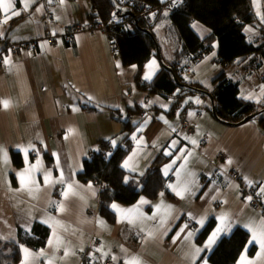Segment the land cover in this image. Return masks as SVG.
Segmentation results:
<instances>
[{"label":"crops","instance_id":"crops-1","mask_svg":"<svg viewBox=\"0 0 264 264\" xmlns=\"http://www.w3.org/2000/svg\"><path fill=\"white\" fill-rule=\"evenodd\" d=\"M157 1L154 31L165 60L187 67L182 70L186 79L209 92L224 73L238 83L244 100L264 106V65L261 73L244 67L245 61L219 65L218 41L197 61L190 54L180 56L184 42L171 18L174 0ZM5 3L12 7L8 13L0 8V48L26 41L37 46L31 52H8L0 66V101L10 102L7 108L0 104V239L20 243L19 228L30 233L35 223L50 230L42 248L20 244L18 264H24L23 249L30 253L27 264H87V257L109 264L133 259L139 264H211L209 253L237 228L248 231L249 238L235 264L242 254L264 264V254L257 258L259 245L248 243L251 232L245 227L264 223V212L241 193V183L252 186L264 202V130L258 119L228 125L213 115L209 96L178 88L167 97L142 89L136 79L138 65L122 62L107 28L92 29L91 0H27V10L24 0ZM252 4L256 23L248 24L245 32L259 45L264 41V0ZM13 11L20 14L11 16ZM190 26L200 38L212 32L200 21ZM152 61L151 79H145ZM161 70L154 56L144 64L141 79L152 82ZM188 118H193L191 132L184 127ZM126 136L132 148L123 159L122 166L125 161L129 165L124 169L139 175L159 169L171 195L156 200L141 196L128 206L114 203L120 211L113 208L117 219L110 223L100 215L103 184L84 182L79 175L84 162L100 151L101 141L112 145L106 152L109 160ZM202 139L207 143L201 144ZM25 169L32 182L22 186L18 174ZM234 169L241 174L239 180L231 178ZM61 173L64 182H56ZM169 185L186 188L183 198ZM222 216L230 231L211 250L197 254L195 249L204 247ZM201 219L203 226L197 223ZM211 220L213 228L199 242ZM189 232L193 235L186 238ZM93 239L101 244L90 248Z\"/></svg>","mask_w":264,"mask_h":264},{"label":"trees","instance_id":"trees-1","mask_svg":"<svg viewBox=\"0 0 264 264\" xmlns=\"http://www.w3.org/2000/svg\"><path fill=\"white\" fill-rule=\"evenodd\" d=\"M149 1L158 10V1ZM91 2L94 12L89 15L90 21L92 24L100 22L106 26L111 39L117 44L116 53L125 65H138L139 73L136 79L142 89L151 93H161L167 97L178 88L192 94L198 93L197 89H204L198 82L186 79L182 70L187 71V67L170 63L163 57L161 72L152 82H144L141 79V70L148 60L157 56L156 41L159 40L154 31V24L147 25L146 18L137 15V18L129 15L116 16L113 0H91ZM1 15L0 10V17ZM171 18L184 42L180 56L190 54L192 60L197 61L211 52L213 43L218 41L222 65L231 66L245 61L244 67L254 71L259 70L258 73H261V67L264 65V41L255 45L248 40L245 32L248 24L256 23L252 0H183L180 7L171 14ZM193 20L208 25L212 28V32L200 38L190 26ZM262 32L264 35L263 28ZM216 82L215 89L210 93L214 97L215 115H213L221 122L228 125L241 124L246 117L264 110V106L259 107L254 102L244 100L240 95L238 83L224 73L220 74ZM256 118L264 130V112ZM111 146L109 141H101L100 151L84 162L85 170L79 175L84 182L97 181L103 184L100 191V215L108 222L115 223L117 219L112 207L114 203L128 206L134 204L141 196L156 200L161 194L171 195L168 191L167 178L159 169H148L142 175L124 169L123 159L132 148V142L127 136L124 138V145L117 147L108 160L106 152ZM261 204L264 207V202ZM214 224V220L207 224L198 236L199 242L206 238ZM18 232L20 243L0 239V264H18L21 258V243L35 249L44 247L50 230L35 223L30 233L21 228ZM248 238L249 232L242 228H237L229 237L221 238L209 253L210 263L235 264Z\"/></svg>","mask_w":264,"mask_h":264},{"label":"snow or ice","instance_id":"snow-or-ice-1","mask_svg":"<svg viewBox=\"0 0 264 264\" xmlns=\"http://www.w3.org/2000/svg\"><path fill=\"white\" fill-rule=\"evenodd\" d=\"M254 3L257 2V0H253ZM24 9L27 10V8L29 7V4L27 3V0H24ZM258 6V4H257ZM12 7L11 3H5V0H0V8L3 9V11L5 13H8L9 9ZM39 10V9H37ZM20 13L18 11H13L11 12V16H16L19 15ZM9 18L8 16H6V19ZM7 62V61H6ZM155 66V61L150 62L147 65V68L149 69V72L145 75V79H151L152 73H153V69ZM135 67V66H133ZM197 103H199L200 101L197 100ZM0 104L3 105L4 108L9 107L10 102L8 100H2L0 101ZM193 143H195V141H193ZM113 145L115 146V141H113ZM25 158L27 159V150L25 149ZM167 155H171V153H166ZM5 159H6V153H5ZM131 159V158H130ZM173 163H175V161H173ZM123 167L128 168V162L125 161ZM171 168V165L167 166L165 168V175H167L168 170ZM34 170V169H32ZM19 178H20V182L22 186H26L28 183L32 182V177L30 175V170L29 169H25L24 172H21L18 174ZM50 174H48V176L45 177L46 182L49 179ZM59 183H63V173H61L60 178L58 181ZM125 182L127 183V178H125ZM71 187V185H69V188ZM170 188H172L173 191L176 192V195L181 196V198H183V192L186 191L187 189H181V190H177V188L173 185H169ZM264 191V190H262ZM163 195V194H161ZM249 199H251V197H249ZM140 203H146V201H144L143 199H141ZM112 207L114 209H117L118 211H120V209H118V206L113 204ZM129 212L133 211V210H128ZM220 219V224L212 231L211 235L208 237L207 241L204 244L203 248H196L195 252L197 254H199L200 252L204 251L205 249L211 250L212 246L217 242V240L220 238L221 234H225L228 231H230V226L229 224L226 223V217L222 216L219 217ZM197 223H199L201 226H203L204 224V220L201 219L199 221H197ZM185 228L187 227V225L184 226ZM246 228H248V230L251 232V240H249V244H258L260 247V252L257 253V258H259L262 254H264V223H261V225L256 226L255 224H251V225H245ZM184 229L182 228L181 231H183ZM193 235L192 232L188 233V236L186 238H190ZM51 243V241H50ZM24 251V264H27L28 258L30 253L28 252L27 249H23ZM247 251V249H245V252ZM127 264H139V261L136 259H133L132 261L127 262ZM204 264H207V260H204ZM239 264H254L253 261H249L247 259L246 255H241L240 257V261Z\"/></svg>","mask_w":264,"mask_h":264},{"label":"built area","instance_id":"built-area-1","mask_svg":"<svg viewBox=\"0 0 264 264\" xmlns=\"http://www.w3.org/2000/svg\"><path fill=\"white\" fill-rule=\"evenodd\" d=\"M119 4L123 6H130L133 11L138 14L137 17H145L146 18V23L149 26H152L154 24V19L157 15V9L152 5V3L149 0H116ZM183 0H174L170 4L171 10H176L180 7L182 4ZM116 16L120 15L119 13L115 14ZM99 28H104L106 29V26L103 23L96 22L94 23V27L92 29H99ZM50 42H54V39L50 38ZM37 46V43L34 41H26V42H20V43H9L6 45L5 48H0V66L2 65L5 56L7 55L8 52L15 53L18 49L23 50L24 52H31L33 49H35ZM112 47L116 50L117 49V44L112 40ZM218 64L222 65V59L219 57L218 58ZM182 104V103H181ZM184 105V104H183ZM200 116V113H196V118ZM184 127L186 128V131L191 132L193 131V118H188L185 119L184 121ZM201 144H206L207 139H202L200 141ZM220 159L224 158V154L220 153L219 155ZM241 177V174L237 170H232L231 171V178L234 180H239ZM173 179L170 178L169 181H172ZM241 193L246 195L248 197L249 203L254 207V209L263 212L264 207L261 204L257 192L255 188L252 186H248L246 184L241 183ZM251 197V199H249ZM101 240L100 239H93L89 247L94 245H100ZM110 261H104V262H99L97 260L92 259L91 257L86 258V263L87 264H109Z\"/></svg>","mask_w":264,"mask_h":264},{"label":"water","instance_id":"water-1","mask_svg":"<svg viewBox=\"0 0 264 264\" xmlns=\"http://www.w3.org/2000/svg\"><path fill=\"white\" fill-rule=\"evenodd\" d=\"M113 2H114L115 7H116V13H119L121 16L129 15V16H132L133 18H137L136 13L133 11V9L130 6H123V5L119 4L116 0H113ZM147 31L151 32L150 30H147ZM156 55H157L158 59L160 60V62L164 64V61L162 58V53H161V48H160L158 41H156ZM167 67H169V66L167 65ZM196 91L198 93H202V94L208 95L210 97L211 102H212V111H213V114L215 115L214 97L211 95V93L209 91H207L206 89H197ZM261 112H264V110H262ZM260 113H254V114L246 117L245 119H243L242 122H246L250 119H254ZM236 125H238V123Z\"/></svg>","mask_w":264,"mask_h":264},{"label":"rangeland","instance_id":"rangeland-1","mask_svg":"<svg viewBox=\"0 0 264 264\" xmlns=\"http://www.w3.org/2000/svg\"><path fill=\"white\" fill-rule=\"evenodd\" d=\"M258 113H259V112H258ZM257 116H258V115H257ZM257 116H256V117H257ZM256 117H255V118H256Z\"/></svg>","mask_w":264,"mask_h":264}]
</instances>
